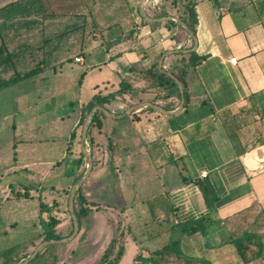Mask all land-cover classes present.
Returning a JSON list of instances; mask_svg holds the SVG:
<instances>
[{
  "label": "crops",
  "instance_id": "0c3cea01",
  "mask_svg": "<svg viewBox=\"0 0 264 264\" xmlns=\"http://www.w3.org/2000/svg\"><path fill=\"white\" fill-rule=\"evenodd\" d=\"M14 1L17 0H0V17L4 20L12 21L15 18L16 15H2L4 10H1L2 7ZM131 1L137 4V15L133 17L135 27H131L133 34L127 39L124 36L109 38L104 44L105 55L101 62L102 66L98 67L99 70L94 78L86 76L84 72L81 74L78 98H76L77 105L75 109H72L75 115L67 130H64L65 123L71 118L68 110H58L53 113L48 122H41L40 115L35 113V105L28 103V98L36 93L19 91L14 93L15 91L11 90L13 94L10 95V92L0 91V109L4 107L5 102L10 110L1 112L0 121L3 120L2 123H4L10 120L12 128V132L3 141V132L4 129L7 132L8 125L0 126V195H4V199L12 195H29L28 198L36 196L49 203V206L54 204L52 201L61 200V196L55 198V195L65 194L63 177L78 176L81 170L79 168L77 171L72 170V174L68 172L64 174L62 166L65 159L70 157L76 158L75 166L78 163L77 153L81 146L78 123L83 105L98 92L102 94L117 92L120 82L124 80L135 86V89L131 91H138L142 95H153L154 100L140 98L135 101L129 95L131 93L129 91L118 95L117 100L109 103L117 106V109L123 110L141 102H152L168 111L176 109L181 99L178 85L170 89L171 97L166 98L165 92L157 96L156 93L141 90L145 81L140 79L139 74L141 70L158 63L163 53L171 50L185 51L193 49L196 45L194 52L198 56H206V59L195 67L188 61L190 54L167 55L163 61V68L166 71L174 75L181 74L185 80L188 104L175 114L186 110L185 119L181 123L172 125L168 119L175 115L166 117L156 111L140 112L143 108L136 110L140 120L133 122L143 139L142 152H146V156L149 157V160L144 162L151 165L152 173L154 169L158 177L156 188L158 192L151 195L149 201L163 198L169 211L172 207L177 210L171 212V215H175L180 222L190 216L201 214L220 219L254 204H258L259 209L264 211L263 136L254 130L250 131L246 128L239 130V139L242 147L246 149L239 155L221 121L225 112L236 114L239 108H249L251 97L264 92V0H176V6L171 4V0H155L158 9L151 11L144 7L145 11L150 12L149 17H152L155 11H164L170 16L179 18L178 14L183 13L186 3L190 1L195 3L197 13L195 42L181 26L166 27L165 22H145L139 15L138 0ZM147 1L144 5L148 3ZM80 52L82 55L76 56L81 57L82 62H75V60L73 62L83 65L86 63L84 52L90 54L91 51L82 48ZM182 56L186 59H182ZM234 57L237 59L236 63H231ZM63 67L62 62L53 63L49 67L41 65L38 67L37 75L47 70L53 71L54 81L61 77L57 73L61 72ZM34 77L26 80L35 82ZM43 77L46 78V76ZM89 78L92 79L88 80ZM23 81L25 80L10 87L17 86ZM49 81L50 79H44L40 82L44 87ZM84 82H88L85 92L83 91ZM62 92L58 91L56 94ZM3 93L5 97H2ZM176 93H178L177 96ZM56 94L50 93L56 96L59 106H66V102L73 103L67 100L60 101ZM170 104L174 109H166ZM109 111L115 114L113 110ZM111 120L119 119L106 121L101 136L93 131L92 136L95 137V141L103 140L102 137L107 133L109 122H113ZM45 130L48 132L47 135L44 133ZM74 131L77 132V136L71 139ZM111 132H115V127L111 129ZM5 135L8 134L5 133ZM47 137L50 140L47 141ZM63 139L68 140L65 149L62 148ZM173 159L181 160L179 163L186 167L187 173L191 169L196 172L194 176L185 172L187 176L200 181L207 179L210 182L218 197L215 212L209 211L207 202L196 184L183 182L179 168L172 162ZM94 171V180L104 182L103 179H97L105 171L103 165L94 167L91 175ZM45 184L51 186L45 188ZM85 194L92 195V192L86 189ZM128 197L131 200L139 198L138 195ZM156 209L153 205L148 208V211L152 213L154 210L155 215ZM139 211L144 210L141 209V204L137 203L122 214L136 215ZM94 213L86 216L91 222H93L91 217ZM45 215L44 219H46ZM219 228V232L214 231L212 234L221 235L222 227L219 226ZM218 237L219 239H215L219 241L212 244L207 236L210 246L204 242L205 245L203 243L197 248H192L191 253L205 256L213 264H244L233 247L218 250L212 248L220 242V236ZM136 243H125L126 250L121 260L122 264L125 263L130 247L133 250V260L141 251L137 249L142 248L143 245ZM248 264L258 263L252 260Z\"/></svg>",
  "mask_w": 264,
  "mask_h": 264
},
{
  "label": "rangeland",
  "instance_id": "374dc122",
  "mask_svg": "<svg viewBox=\"0 0 264 264\" xmlns=\"http://www.w3.org/2000/svg\"><path fill=\"white\" fill-rule=\"evenodd\" d=\"M130 1L27 0L20 6L4 10L2 15H16L12 21L0 17V33L9 50L17 54L15 66L20 75L41 67V65L49 67L53 63L62 62L64 67L61 72L57 73L58 76H61L57 80L53 81V71L47 70L35 76L33 78L35 82L25 80L17 86L4 88L0 91L5 90L8 93L12 90L15 91L14 93L16 91L36 93V95L32 94L28 98V103L35 105V113L40 115L41 122H48L53 113L58 110H68L71 118L65 123L64 130H67L75 115L72 109H75L77 105L76 98H78L81 74L84 72L86 76L94 78L95 73L99 70L98 67L102 66L101 62L105 55L104 44L108 39L120 33L121 28L125 30L135 27L133 17L137 15V4ZM140 1L138 0L137 3H140ZM156 1L148 0L144 7L154 11L158 9V5L155 4ZM51 12L54 13V16L46 15V13ZM75 13L76 15H74ZM145 14L149 15L150 12L145 11ZM82 48L91 51L90 54L84 52L86 63L83 65L73 62L76 55H82L80 52ZM13 72V69L9 67L3 72L2 77L7 79L15 76ZM43 76H46V78ZM44 79H50V81L46 82L43 87L40 81ZM87 83L84 82L83 84L84 92ZM15 87L19 88L16 89ZM58 91L63 92L56 94ZM50 93L58 95L60 101L66 102L67 100L73 103L68 104L69 102H66V106L61 107L56 102V96H52ZM11 94L13 93L10 92ZM1 95L5 97V93ZM129 95L135 101L140 98L150 101L153 99V95H142L138 91H131ZM24 102L27 101L24 100ZM112 105L106 103L104 107L107 110H113L115 115L122 114L129 107L119 110L116 108L117 106ZM7 107L4 102V107L0 109V116L1 112L10 111L9 107L6 109ZM259 107L260 113L257 117L252 112L251 106L247 111L236 112L235 119L230 122L229 127L238 129V132L246 128L250 131H256L259 135L260 131L264 133V104L260 103ZM185 111L183 110L179 114L170 117L168 121L172 125L181 123L185 119ZM131 114L116 121L111 120L113 122H109L107 133L101 141H95L92 134L93 131H96L101 136L103 128L101 130L92 128L90 132L92 142H90L87 135V147L89 152L92 151L93 158L92 171L94 167L103 165L105 171L97 179H103L104 182L94 180L95 171L92 175L91 171L80 188L89 201L97 200L101 202L102 212L93 210L92 213L95 212L91 217L93 222L89 221L86 216L82 217L80 231L74 239L64 243L51 244L47 253L49 261H52L53 255H56V264H99L112 237H119L122 244L123 242L141 243L143 247L140 253L145 257H150L152 251L164 246L169 238L182 236L180 228L173 232L170 231L171 225L177 222V218L175 215H171L165 200L158 198V200L149 201L150 196L158 192L156 190L158 177L154 169L152 173L151 165L144 162L148 161L149 157L146 156V152H142L143 139L139 129L130 118ZM109 119L112 118L106 117L103 120V126ZM2 122L3 120L0 121V126L1 124L3 126L8 125L7 132L5 129L3 132L4 141L12 132V128L10 120ZM111 123L113 124L111 125ZM113 127H115V132H111ZM81 130L79 129L80 135ZM5 133L8 135H5ZM44 133L45 135L48 134L46 130ZM46 139L47 141L50 140L49 137ZM67 141L66 139L62 140L63 149H65ZM79 141H81V136ZM43 142L45 143V141ZM78 149L77 158L79 159L81 146ZM150 152L153 155L152 149H150ZM75 159L74 157L65 159L62 166L64 174L67 172L72 174V170L77 171L79 168L81 170L78 175H83L86 172L87 159L84 157L78 168L77 165L75 166ZM185 172L192 176L196 174L193 169L188 173L187 170ZM71 176L69 175V178L63 177L62 180L65 182L64 186L66 187L65 194L55 195V198L61 196V200L52 201L55 205L50 206L52 207V213H55V216L62 222L57 227L61 239L69 237L74 228L71 213L68 209V199L74 185L73 180L78 176ZM49 185L45 184L44 187L47 188ZM86 189H89L92 195H86ZM77 193L78 191L73 201L74 209L80 208ZM129 195H138L139 198L131 200L128 197ZM49 201L51 202V200ZM41 202L49 205V203L38 199L36 196L28 198L23 195H12V197L4 199V195H0V264H5V255L3 254L5 250L13 248L10 255L12 259L21 258L24 255H27L28 258L39 243L43 241L40 238L42 233L40 221L45 212L41 211ZM137 203L141 204V209L144 211H139L136 215L124 216L122 214ZM153 205L157 208L155 215L153 214L154 210L152 213L148 211V208ZM45 217H48L47 213ZM251 221V217H245L244 213L231 218V221H228V227L233 228L234 225L241 222L246 226ZM209 230L212 234L214 231L219 232L220 228L214 226ZM121 232L123 233L122 236ZM221 235L219 233L209 235L208 240L213 244L219 241L218 236L221 239ZM183 239V248L188 254H192L191 249L202 245L204 240L199 233L191 237L185 236ZM187 247H190V250ZM171 259L172 264L177 263L173 257ZM121 262L120 264H122ZM131 262L134 264L133 250L130 247L124 264H131Z\"/></svg>",
  "mask_w": 264,
  "mask_h": 264
},
{
  "label": "trees",
  "instance_id": "16d2710c",
  "mask_svg": "<svg viewBox=\"0 0 264 264\" xmlns=\"http://www.w3.org/2000/svg\"><path fill=\"white\" fill-rule=\"evenodd\" d=\"M22 1L26 0H17L11 3H8L4 7L1 8V10H6L8 8H12L14 6H20L22 4ZM169 1V0H166ZM27 2V1H26ZM171 4L176 6L177 2L176 0H171ZM46 15L54 16V13H46ZM65 15V13H64ZM76 15V13L74 14ZM168 15V13L161 11L152 14V17H162ZM178 17L196 34V25H197V13L195 10V3L192 1L188 2L184 6V11L181 14H178ZM166 27H179V25L173 21H168L164 23ZM122 28L120 29V33L116 34L114 38H131L133 34V30H128L122 33ZM1 43H0V90L10 87L12 85L17 84L18 82L22 80H26L29 78L34 77L38 74V67L35 69H32L31 71L20 75L17 71V68L15 66V62L17 59V54L13 51H10L8 48V45L4 41V39L1 36ZM188 61L190 62V65L195 67L197 64H200L203 60L206 59V56H198L196 52H193L188 56ZM182 59H186L185 56H182ZM9 67L13 69V75L10 78H4L2 77V74L4 71H6ZM185 72V71H183ZM177 75V74H176ZM139 77L141 80L145 81L144 87H142L143 92L148 93H156L157 96H159L162 92H165V97L169 98L172 96L170 93V89L172 87H177V83L173 81L170 77L162 74L158 69V63H155L148 69H143L140 71ZM177 77L183 82L184 90H185V106L188 104V94L186 91V84L183 76L180 74L177 75ZM135 89V86L132 83H129L127 81L122 80L120 82V87L117 90V92H110L108 94H102L101 92H98L93 95L90 101L83 105L82 108V114L80 121L78 123V130L82 129V126L84 124V121L92 108L97 105H105L106 103L113 102L117 100L118 95L126 94L129 91ZM264 104V92L259 93L257 95H253L251 97V108L252 112L254 113L255 117L259 116V104ZM170 104L166 107V109H174V107L171 108ZM248 108H239V112L247 111ZM145 112H155L152 108L145 107L140 110ZM131 119L133 121H139L140 117L137 116V112L134 111L131 114ZM106 119V116L100 112L96 111L94 113L93 121L88 129L87 135L90 138V142H92L91 137V130L92 128H97L101 130L103 128V120ZM235 119V114L229 113V111L225 112L223 117L221 118V121L223 123V126L225 130L228 133L229 139L231 140L233 146L235 147V150L237 151V154H243L246 149L242 147L241 141L238 136V129H232L230 128V122ZM237 132V133H236ZM260 135H262V141L264 142V133L260 131ZM77 136V132L74 131L71 135V139H74ZM78 136L80 137V131ZM91 154L92 151L90 150ZM84 159V155L82 152H80V158L78 159L77 168L82 164V161ZM181 160H172V162L179 168L180 173L182 175L183 182L186 184L194 183L196 184L200 191L203 194V197L205 201L208 204L209 211H216V203L218 201V197L216 196V193L210 184V182L207 179L204 180H198V179H192L191 177L187 176L185 174L186 167L184 165H181L179 163ZM82 174L78 175L73 180V183H75ZM27 194V192H25ZM25 197H29V195H23ZM77 198L80 203V208L76 209L75 212L81 222L82 217L88 216L93 212V210H101V202L97 200L89 201L85 195L82 193V189L80 188L77 193ZM41 211L47 213L46 219L42 218L40 221L42 233H41V239L43 240H50V239H61L62 237L59 235V232L57 231V227L62 223L61 220L55 216V213H52V207L47 205L46 203L41 202ZM257 209V210H256ZM172 213L176 212L177 210L175 208H171L170 210ZM245 213V217H251V223L249 225H244L243 222L238 223L233 226V228L228 227V221H231V218L242 215ZM81 225V223H80ZM214 226H221L222 231L220 232L222 234V238L220 242L216 245H213V249H223L226 247H233L238 254V256L241 258L242 262L244 264H248L250 261H256L258 264H264V211L259 209L258 204H254L249 206L246 209H243L241 211H237L233 213L231 216H227L220 219H214L212 216L201 214L199 216H190L187 219L183 221H177L176 223H173L170 227V231L173 232L177 228H180L181 231V237L176 238H169L168 242L162 246L159 249H156L152 251V255L148 258H145L139 251V253L134 258V264H172V257L177 261L175 264H213V262L202 255H193L188 254L185 249L183 248V237H191L196 234H200L204 240L203 243L206 242V245L210 246V243L207 240V236L211 234V231L209 228ZM123 233L121 232V236ZM206 240V241H205ZM138 243V242H137ZM139 245L141 243H138ZM205 245V243H204ZM49 246L43 247L38 254L35 256V258L30 261L28 264H56V255H53L52 261L48 260L47 253L49 250ZM141 250V248H140ZM13 252V248L7 249L4 251L5 255V264H18L25 258H27V255H24L21 258H11V253ZM125 254V243L123 244L120 242L119 237H113L106 249L104 250V253L102 255L101 261L99 264H120L123 256Z\"/></svg>",
  "mask_w": 264,
  "mask_h": 264
},
{
  "label": "water",
  "instance_id": "95a60500",
  "mask_svg": "<svg viewBox=\"0 0 264 264\" xmlns=\"http://www.w3.org/2000/svg\"><path fill=\"white\" fill-rule=\"evenodd\" d=\"M147 0H141L138 6V10H139V15L145 20V22L147 23H162V22H168V21H173L175 23H177L179 26H181L183 29H185V31H187V33H189V35L193 38L194 42L196 41L195 38V33L179 18L175 17V16H163V17H159V18H152L149 17L148 15L145 14V10H144V4ZM196 45H194L193 49H189V50H171V51H167L165 53H163V55L161 56L159 62H158V69L159 71L170 77L173 81H175L179 87V91H180V104L179 106L172 110V111H168V110H164L161 107H159L158 105L152 103V102H141V103H137L134 105L129 106L122 114H118L115 115L113 113H111L109 110H107L103 105L97 104L95 105L92 110L90 111V113L88 114V116L86 117L84 124L82 126V130H81V141H80V145H81V152L84 155V157L87 159V169L86 172L74 183L71 191H70V195H69V199H68V209L71 213V217H72V221H73V233L64 239H50V240H43L41 243H39V245L36 247V249L31 253V255L23 260L22 262L18 263V264H28L30 261H32L35 256L38 254V252L45 246L51 245V244H58V243H64L67 242L69 240L74 239L79 231H80V220L75 212L74 209V205H73V201H74V197L76 192L80 189L81 185L84 183V181L87 179V177L89 176V174L92 171L93 168V158L91 153L88 150L87 147V132L89 129L90 124L93 121L94 118V113L96 111H100L102 112L106 117L112 118V119H122L128 115H130L132 112L140 109V108H145V107H149L152 108L154 111L166 116V117H170L172 115H175L176 113H178L181 109H183L184 105H185V90H184V85L183 82L173 73L166 71L163 68V61L164 58L167 55H171V54H177V53H183V54H191L194 52Z\"/></svg>",
  "mask_w": 264,
  "mask_h": 264
},
{
  "label": "built area",
  "instance_id": "2783aa9c",
  "mask_svg": "<svg viewBox=\"0 0 264 264\" xmlns=\"http://www.w3.org/2000/svg\"><path fill=\"white\" fill-rule=\"evenodd\" d=\"M74 60H75V62H82V58L81 57H79V56H76L75 58H74ZM236 58L234 57V58H232L231 59V63H236Z\"/></svg>",
  "mask_w": 264,
  "mask_h": 264
}]
</instances>
